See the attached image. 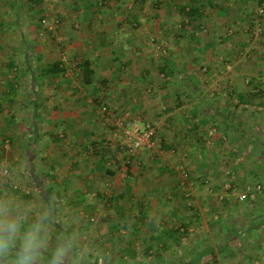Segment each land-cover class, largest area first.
Instances as JSON below:
<instances>
[{
  "label": "crops",
  "instance_id": "obj_1",
  "mask_svg": "<svg viewBox=\"0 0 264 264\" xmlns=\"http://www.w3.org/2000/svg\"><path fill=\"white\" fill-rule=\"evenodd\" d=\"M29 2L36 4L42 3V0ZM29 2L28 7L33 6ZM256 3L264 5V0H193L176 6L177 13L172 11L173 19L165 16L163 9L157 8L155 12L158 14V22L154 33L158 34L160 25H165L163 28L166 29L172 23L177 25L174 43L179 40L173 44L167 55H163L164 59L160 60L152 49L142 44L148 33L147 27L133 33L121 26L128 22L127 19L123 21L117 17L114 24L120 23V32L107 30L106 27L97 31L92 26L93 23H109L105 21L106 18L99 17L85 22L94 30L92 28L91 31L77 32L70 28L69 14L60 9L64 20L57 40L65 46V55L62 58L54 48V41L39 26L30 23L31 16L25 13L21 15L22 11L19 12L18 8L25 4V0H0V132L7 134L2 130L10 119L29 120L21 128L16 141L19 145L18 152L31 153L28 162L34 160L41 137L37 130L38 121L50 115L45 105L52 102L55 82L62 86L58 100L62 106H66L68 117L82 121L77 128H70L69 133L76 136V141L82 143L86 149L97 144L94 142L95 138L92 136L88 140L80 137L82 133L88 135L91 132L89 122L96 116L93 104L100 102L104 94L107 101L116 98L110 103L116 104L121 112L129 115L135 110L148 117L152 116L159 112L156 107L161 104L165 111L160 119L166 121L162 123L163 143L178 150L187 149L189 152L190 159L187 164L194 179L192 183L196 184L191 189L194 205L190 210L184 205L186 198L181 177L166 174L160 176L159 170H163V164L147 161L146 164L151 169L157 170L144 172L141 176L135 174L125 188L122 185L116 188L114 198L120 203L113 212L122 221L125 220L124 222L119 224L115 221L106 225L96 223L92 227L81 223L75 227L76 230L92 228L91 231L94 232L104 230L110 233L118 231L121 225L127 233L125 243L117 245L115 241L113 246L126 249V254H118L116 262L123 263L127 260L133 264L150 260L158 264H219L220 257L224 256L229 264H241L232 254L240 247L246 253V231L232 230L224 220L226 215L231 216V213L236 216L244 209L246 212L248 207L236 210L233 208L236 205L233 198L228 197L227 202L222 204L208 192L202 194L198 190L200 187L197 181L206 180V183L218 189L221 184L231 179L244 181L249 185L256 182L262 185V181L256 180V176L254 179V175L261 174L259 177H264V45L258 43L260 41L250 43L251 38L245 32L230 37V43H219L229 38L225 33L226 24L238 22L246 30L248 25L258 23L255 16L252 13L250 15L249 9L241 12L238 19L229 14L230 10L241 11L246 7H254ZM42 6L47 8L48 3L43 2ZM189 6L197 11L195 17L190 19L193 21V32L187 33L182 28L179 29L180 25L178 28L175 15H178L180 7L187 10ZM260 24L264 26V22ZM205 25L209 32L199 39L197 29ZM192 37L193 44L188 46L186 41ZM196 39L199 41L196 42ZM139 46L141 51L136 50ZM247 53L250 58L247 56L248 59H245ZM155 60H160V67L157 69ZM84 61L88 62L92 71L89 84L82 83L81 65ZM52 63H60L64 71L48 72L46 67ZM74 74L78 75L80 84H75L72 76ZM150 88L155 95L153 98L146 93ZM187 124L190 129L186 130ZM1 138L3 137L0 136V144ZM95 152L97 160L93 164L90 161L84 164L87 171L97 166L101 168V152ZM233 152L242 153L247 159L246 162L240 166L231 162L228 157ZM68 173L69 175L64 174L60 179L53 176L50 181H46L44 193L37 192L41 194V199H74V190L77 188L53 192V183L57 181V184L64 186L72 172ZM35 175L36 177L31 174L30 177L31 182L34 181L37 185L36 178H39L37 173ZM90 178L91 176L88 177ZM11 182L30 183L22 179L17 171L13 172ZM92 185L97 188L100 182L93 181ZM88 186L92 187L90 184L82 190L77 186L79 193L82 190L84 207L86 202L93 199L94 209L101 215H106L101 202H97L99 197L102 198L103 189H98V193H90ZM9 188L10 185L0 182V194L6 193ZM34 198L35 196L32 199ZM38 209H47L50 220L56 215L55 208L51 205L47 204V207ZM88 209H91L90 206ZM128 215H136L137 219L129 220ZM261 220L254 226H259L257 230L264 229V217ZM250 226L248 230L253 229ZM56 229L52 219L50 231ZM197 231L198 235L194 233ZM218 233L221 238L214 240L213 236ZM258 237L261 238L251 246L254 253L251 264H264L263 233ZM184 247L193 248V255L181 251L180 248ZM211 248L213 256L207 252ZM243 250L240 248L237 252ZM80 252L87 255L84 247ZM200 255L202 258L197 260Z\"/></svg>",
  "mask_w": 264,
  "mask_h": 264
},
{
  "label": "rangeland",
  "instance_id": "obj_2",
  "mask_svg": "<svg viewBox=\"0 0 264 264\" xmlns=\"http://www.w3.org/2000/svg\"><path fill=\"white\" fill-rule=\"evenodd\" d=\"M192 1L193 0H42V3H48L47 8H45L42 6L41 2L33 4V2H29V0H25V4H21L22 9L19 7L20 9L18 8V10L19 12L22 11L21 15L22 13H25V15L31 16L32 21H30V23L32 22V24L39 26V29H41L43 33H46L48 37L54 41V48L58 53H60V55H62V58L65 55V46L57 40L58 33L63 27L62 23L64 20V15H61L59 12L60 9L65 10L66 14H69L71 18L69 24L70 28L71 30L77 32L91 31L93 27L97 31H100L101 28L106 27L105 29L107 30L120 32V23L119 25L114 24L115 20H117V17L122 18L123 21L127 19L128 22H124L121 26L133 33L140 32L142 27H147L146 31H148V33L146 36H144L142 44L146 48L152 49V51L157 54V58L161 60L164 59L163 55H167L173 44L175 45L179 42V40L174 43V36L176 37L175 27H177V25L172 23L170 24V28H166L167 30L163 28L165 25H160L159 31H157L158 34L154 33V28L157 24L156 22H158V14L155 12L156 9H163L165 11V16L172 17L173 19L172 11H174L175 14L177 13L176 6L184 3L187 4ZM28 2L33 4V6L30 5V7H28ZM245 9H249V11H251L250 15L252 13V15H254L258 20V23H252V26L248 25L245 28L246 30L242 29L243 27H241V24H238V22L229 25L226 24L227 27L225 28V33L229 38L219 43H230V37L232 38L235 34L245 32L249 34L251 38V40H249L250 43L254 42L255 44L260 41L258 43L264 45V26L260 24L264 22V5H259L256 3L254 7H246L241 11H236L234 9V12H232L230 10L229 14L231 13L232 15H235V17L238 19L240 18L241 12H245ZM260 10H262V12ZM246 13H248V11H246ZM46 16L49 19L47 26L42 23V19ZM175 16H177L176 18L178 19V28L179 25L181 26L179 29L182 28L184 32L187 33L193 32V21L182 15L180 12H178V15ZM99 17L106 18L105 21L109 23L104 25L103 22L100 24L93 23V27L90 26V24L86 25V21L94 20V18L99 19ZM23 18L24 16L22 19ZM55 18L59 21L57 26L52 25V19ZM111 22L113 23L111 24ZM197 30L199 32V36H197L199 39L200 36H206V34L209 32L206 25L204 27H199ZM161 35L162 37H160ZM169 36L170 39L168 38ZM198 41L196 39V42ZM186 42L188 43V46L193 44V37ZM136 50L141 51V47L136 48ZM263 55L264 53L262 54V58L264 59ZM245 56V59H248V53ZM159 61L154 62L156 65L155 69L160 67L158 66V63H160ZM205 72L206 71H204V73ZM72 76L74 78L73 80L75 84H80V81H78L77 77L78 75L74 74ZM262 80L264 81V77ZM76 90L79 91V88H76ZM145 90L147 91V89ZM61 93L62 86L55 82L52 94V102L45 105V109H47L50 115L48 118H41V120L38 121L39 128H37V130L39 133H41V137L39 145L35 151L36 156L34 157L33 161L28 162V160L31 158V153L26 151L18 152L17 148L19 145L16 144V141L19 138L18 135L20 134V130L29 122L28 119H10V121L6 124V128L2 130L7 134L4 135L0 132V136L3 137L1 138L0 144V155H2L0 156V182L6 183L8 186L10 185L9 190H6V193L12 194L25 202H31L37 208L47 207V204L55 208L56 215L51 218L59 230L56 229L51 232L52 238L50 247L55 246L58 237L61 235L75 237V244L69 253L66 264H130L127 260H124L123 263L116 262L115 260L118 254H126V249H119L118 247L113 246L115 241H117V245L118 243H125L127 233L123 231L121 225L118 227V231L110 233L105 232L104 230L94 232V230L91 231L92 228L89 230L77 228L76 230L75 227L81 223H84L87 225V227H89V225L92 227L96 223H103L106 225L109 223H114L115 221L119 222V224L124 222L125 220L122 221L121 217L113 212L115 211L114 209H117L118 204L120 203L116 202L114 198V195L117 191L116 188L119 185H122L125 188V186L132 181L131 179L135 174L137 176H141L144 172L154 171L155 168L151 169L148 166L149 164H146L147 161L161 162V164H163V170H159L160 176L166 174L174 176L177 175L181 177L182 181H184L183 189L184 196L186 198L184 205L188 210H190L194 205L191 189L196 184L192 183L194 179L187 164L188 159H190L189 152L187 149L178 150L175 147H169L167 144L163 143L162 129L164 125H162V123L166 121L160 119L161 114H163L165 111L163 110L161 104H159L157 107L155 106L156 111L158 110L159 112H156L152 116L148 117V115L137 113L135 110H133L134 113L129 115L126 113L124 114V111L121 112L116 104L110 103L112 100L115 101L116 98H110V101H107V97H105L104 94L100 99V102L93 104V110L96 111V116L94 117V120L89 122V127L90 129L92 128L91 132H89L88 135L82 133L80 137L83 139L85 137L90 140V138L94 136V142L97 144L86 149L82 146V143L80 144L76 141V136L69 133L70 128H77L82 124V121H76L75 119H72L71 117L70 119L68 117L69 114H67L66 106H62V103L58 100L60 99L58 96ZM146 93L149 94L151 98L155 97L151 88ZM102 107H105L106 110L113 114L114 118L118 119L120 122H136L137 125L142 129L150 127L155 128L157 139L160 138L162 141V152H149L143 149L134 155H130L126 148L122 147L125 138L121 128L115 123V120H111L101 113ZM1 123L2 121L0 120V124ZM188 125L189 124L185 125L186 130L190 129ZM96 150L101 152V168L97 166L96 168H92L90 171H87L84 168V164L85 162L89 161L93 164L94 160H97V153L95 152ZM228 159L233 163H237L239 166L243 165L247 160L244 155L239 152L231 153ZM179 161L182 162L181 165L184 167L183 171L179 169ZM30 163L33 164V166ZM51 164L52 167H49ZM128 165H131V167L128 168ZM156 170L157 168L155 171ZM15 171L19 173V176L22 179L29 181L30 183L26 182V184H15L11 182V177ZM69 171L72 173L70 179L65 184L67 188L64 187L65 185L63 186L57 184V181L53 183L54 185H52V187L53 192L56 193L77 188L74 190V199H52L51 201L42 200L40 196L41 194L37 192L44 193V189L47 187L45 182L50 181L53 176L54 178L60 179L62 176L69 175ZM36 173L39 178H36V181L38 182L37 185L34 181L33 183L31 182L30 177L31 174L32 176L36 177ZM235 173L232 174L235 176ZM185 174L186 177L184 176ZM85 176L87 177L85 178ZM89 176H91L90 179H88ZM255 176L257 177L256 180L260 179V181H262V189L259 193H255L254 199L243 202H239L236 199L235 193L241 192L247 186H249V184L244 183V181L240 182L231 179L226 181L224 184H221L222 186H220L219 189L215 188L213 185L211 186L210 183H206V180L197 181V184L200 187L198 190H200L202 194L205 195L208 192L210 195L215 196L222 204L227 202L226 199L228 197L233 198L234 201L236 200V205L238 203V206L235 205V207H233L236 210H241L246 206L248 207L246 212H244V209L240 214L238 212V215L236 216H233L230 213L231 216L226 215L227 217L224 220L228 224V227L232 228V230L238 229L240 231H246L244 233L246 242L244 247L247 250L246 253L244 252L243 247H240L242 248L243 252H237L240 249L239 248L234 250V253L232 254L233 257H235L241 264H251L250 262L254 254L252 252V245L255 244H253V242L259 240L258 238L261 237L258 236L262 233L264 238V229L260 228V231L257 230L259 226L256 228L254 227L256 223L261 222V219L264 217V177H259L261 174L258 176L254 175V179ZM93 181L100 182V185L98 186L99 188L93 187ZM258 183L259 182H256L251 185H257ZM90 184L92 187H87L90 193H98V189H103V191H101L102 198L99 197L100 199L98 198L97 202H101L103 209L105 212H107L106 215H101L100 212L96 210V208L94 209L93 199H91L88 203L86 202V207H84L85 200L82 198V190ZM78 185L82 189L81 193L78 191ZM227 185L232 186L231 189H227ZM63 188H66V190ZM33 196H35L34 199H32ZM93 197L97 198L98 196ZM45 202H47L46 205L44 204ZM89 206L91 209H88ZM60 209H62V211H60ZM128 218L129 220H136L137 216L128 215ZM51 220L49 219L50 222ZM250 225L253 229L248 230L247 228ZM194 233L198 235L199 232L197 231ZM225 233L228 232L226 231ZM201 237H203V235H201ZM185 238L188 239V236H185ZM219 238H221V234L219 233L218 235L213 236L214 240ZM238 238H240V236ZM208 240L211 241L210 238ZM83 247L86 248L87 255H82L80 252ZM180 249L188 255H193V248L184 247ZM224 258V256L220 257L219 264H229L226 260H224ZM133 264L158 263L150 262V260H142Z\"/></svg>",
  "mask_w": 264,
  "mask_h": 264
},
{
  "label": "clouds",
  "instance_id": "obj_3",
  "mask_svg": "<svg viewBox=\"0 0 264 264\" xmlns=\"http://www.w3.org/2000/svg\"><path fill=\"white\" fill-rule=\"evenodd\" d=\"M52 233L47 209L4 193L0 194V264H66L75 237Z\"/></svg>",
  "mask_w": 264,
  "mask_h": 264
},
{
  "label": "built area",
  "instance_id": "obj_4",
  "mask_svg": "<svg viewBox=\"0 0 264 264\" xmlns=\"http://www.w3.org/2000/svg\"><path fill=\"white\" fill-rule=\"evenodd\" d=\"M262 12V10H260ZM48 17L42 19V23L48 25ZM59 24L58 19H52V25L57 26ZM101 113L115 120V123L121 128L125 141L123 142V148H126L127 152L130 155L138 153L140 150H146L149 152H162V141L157 139L155 128L150 127L146 129L140 128L136 122H120L118 119L114 118V115L109 113L105 107H102ZM182 162L179 161L178 166L180 170H184V167L181 165ZM186 177V174L184 175ZM184 177V178H185ZM232 186L227 185V189H231ZM262 189L260 184L249 185L243 191L236 192L235 197L239 202L246 200H252L255 198V193H259ZM233 190V189H232ZM235 190V189H234ZM224 264V263H222Z\"/></svg>",
  "mask_w": 264,
  "mask_h": 264
},
{
  "label": "trees",
  "instance_id": "obj_5",
  "mask_svg": "<svg viewBox=\"0 0 264 264\" xmlns=\"http://www.w3.org/2000/svg\"><path fill=\"white\" fill-rule=\"evenodd\" d=\"M179 12L184 15L185 17H188V19H193V17H195V14H196V8H193V6H189L188 9L186 10L185 7H180L179 9ZM81 68H82V71H83V74H82V83L83 84H89L90 82V74H91V69L89 67V64L87 61H84L81 65ZM46 70L48 72H51V73H61L64 71V69L61 67L60 63H52V64H49L47 65L46 67ZM95 101H97V99H95ZM99 102V101H97ZM131 165H128V168H130ZM209 254H212L211 256H213V249H209L207 251ZM202 258V255H200L197 260H200ZM198 262V261H197Z\"/></svg>",
  "mask_w": 264,
  "mask_h": 264
}]
</instances>
